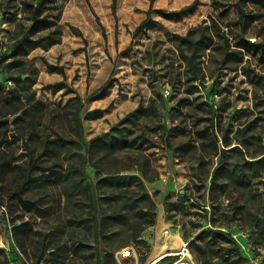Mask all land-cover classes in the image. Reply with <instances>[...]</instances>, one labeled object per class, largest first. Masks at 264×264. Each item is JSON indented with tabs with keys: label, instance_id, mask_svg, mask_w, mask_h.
<instances>
[{
	"label": "rangeland",
	"instance_id": "rangeland-1",
	"mask_svg": "<svg viewBox=\"0 0 264 264\" xmlns=\"http://www.w3.org/2000/svg\"><path fill=\"white\" fill-rule=\"evenodd\" d=\"M37 1L0 0V81L29 69L28 61L14 62L27 58L39 69L33 89L47 105L66 104L63 89H47L66 81L86 106L99 103L114 121L84 120L79 147L70 121L61 119L53 131L43 120L36 131L38 119L16 126V116L0 108V117L10 119L0 127V156L13 161L7 173L0 169V264H150L185 243L197 264H264V166L251 162L264 152V0H242V11L240 0H198L193 7L194 0H156L154 22L136 37L149 0H117V18L113 0H49L55 8L43 15L56 19L61 12L51 27L33 23L25 3ZM28 34L42 46L14 55L17 39ZM188 34L204 39L191 64L189 43L175 37ZM245 43L240 60L237 44ZM45 59L64 66L66 77L51 72ZM140 100L148 108L129 125L155 144L146 150L157 170L145 181L151 200L133 205V192L123 188L127 217L97 231L94 200L98 219L112 213L115 201L97 183L94 159L86 161L81 186L65 190L51 176L82 168L88 142ZM58 135L66 143L50 144ZM24 166L30 176L22 178ZM151 213L155 224L132 240ZM166 228L170 236L161 238Z\"/></svg>",
	"mask_w": 264,
	"mask_h": 264
},
{
	"label": "trees",
	"instance_id": "trees-1",
	"mask_svg": "<svg viewBox=\"0 0 264 264\" xmlns=\"http://www.w3.org/2000/svg\"><path fill=\"white\" fill-rule=\"evenodd\" d=\"M49 0H38L36 3H25L28 4L29 8L32 10V18L33 23H44L45 27H51L57 24V20L60 18L61 12L58 13L57 18L53 19L51 10H54V6H47ZM150 7L147 11V15L145 19L138 25L135 32L133 33V37L138 36L142 31L147 29L150 24L154 22L152 17V13L157 9L154 8V2L156 0H149ZM242 0L239 1L238 7L239 10L242 11ZM116 5L117 0H113L112 2V10L116 15ZM198 5V0H194L193 3L189 7H193ZM45 10H49L50 12L43 15ZM243 17V14L242 16ZM216 20L213 19V25L216 26ZM38 30V29H36ZM176 38L181 41L189 43L190 54L185 55L188 63L194 60V54L197 52L198 45L203 42V38H199L197 40L191 39L190 35L181 36L175 35ZM60 39L52 40L44 45L46 49L51 47L52 45L60 43ZM249 42V41H248ZM248 44H257V46H262V42L258 43H248ZM38 46H42V41L39 38H33L30 34H28L24 38L17 39V44L15 48L14 55L23 54L21 50L26 48V52L24 54L28 55L33 49ZM211 46L210 43L203 45L205 49ZM238 50L241 54L240 60L244 58L245 52L249 50V46L245 44H237ZM192 47V53H191ZM264 47V46H262ZM30 64V68L27 69L23 67V71L18 74H11L5 80L0 81V108L7 110L8 113L12 114V116H16L13 124L20 125L23 121H26L28 118L30 120H39L38 122L32 124V127L37 131V126L43 124V120L45 121V125L51 127L53 131H56V127L59 125V121L67 120L70 121V125H74L77 128V137L74 139V143H76L79 147L83 142V121L84 120H95L101 118L106 109L105 108H95L92 110L83 113L85 101L83 97L77 93V91L70 87L66 81L58 82L55 84H50L47 86V89L51 90L52 93H57L63 89V96L70 95L66 104L64 106L61 105H47L42 99L36 96V90L33 89L34 84L37 81L39 69L37 66L31 64L27 58L17 59L14 62L16 65L25 66L27 63ZM13 62V63H14ZM45 63L49 67L51 72H59L66 77L65 68L62 65H57L49 62L45 59ZM8 69L9 66L6 65ZM12 82L15 85L9 86L8 83ZM154 102V99H151V103ZM148 107H144L142 103L139 106L129 112L125 117H123L118 124L111 127L106 132L96 135L93 137L88 144L86 145V154H82V159H84L83 167H76L75 172L80 175V178H74V171L71 169L64 170L59 172H53L52 180L56 187H63L65 190L68 188L74 187L75 185H83L84 177L87 176V170L85 168L86 161L88 159H94L92 166L96 170L97 175V183L99 185L105 186L107 188V195L115 201V209H113L112 213H107L101 219H98V201L94 200L95 205V222L97 226V231L99 227L102 225H108V221L121 222L124 221L127 217L126 211H124L121 206L120 197L123 192V188L127 190H131L133 193V205H137L143 200H151L150 193L146 190L145 181L146 180H154L157 176V170L153 167L149 156L146 154V150L155 146L154 141L146 137V135L135 134V130L129 125L130 119L138 118L140 113L146 110ZM10 119L5 117L3 114L0 117V127H4ZM5 130V128H3ZM16 130V129H14ZM179 133V127L175 129ZM239 129H237L238 131ZM231 131L229 130L225 136L224 145L229 146L230 141L228 139V134ZM40 134V133H39ZM61 142L66 143V139L58 135L51 141L50 144H59ZM2 142H0L1 146ZM0 169L3 172L7 173L9 167L12 164V160L8 158L4 159L0 156ZM253 164H256L258 168L264 166V152L261 156L251 161ZM32 166V163L31 165ZM76 165H73V167ZM221 163L215 168V173H218L220 170ZM24 171L22 174V178L30 176V168H26L24 166ZM136 171V172H133ZM72 179V180H70ZM85 187H90V183H87ZM21 196V195H20ZM22 197V196H21ZM96 197V195H95ZM26 205V203H24ZM141 207V206H140ZM27 208H30L27 204ZM1 209V204H0ZM155 213H151L150 218L146 221V223L140 224L138 229H134V234L132 235V240L139 237V233L144 230L147 226L155 224ZM118 227L111 229L109 232L115 233ZM108 234V233H107ZM71 237L69 236L64 241V247H68V241Z\"/></svg>",
	"mask_w": 264,
	"mask_h": 264
},
{
	"label": "built area",
	"instance_id": "built-area-1",
	"mask_svg": "<svg viewBox=\"0 0 264 264\" xmlns=\"http://www.w3.org/2000/svg\"><path fill=\"white\" fill-rule=\"evenodd\" d=\"M170 235L169 229H164L162 232L163 238ZM172 256V259L170 258ZM150 264H197L192 251L188 244H183L178 250L172 254H165L158 259H155Z\"/></svg>",
	"mask_w": 264,
	"mask_h": 264
},
{
	"label": "crops",
	"instance_id": "crops-1",
	"mask_svg": "<svg viewBox=\"0 0 264 264\" xmlns=\"http://www.w3.org/2000/svg\"><path fill=\"white\" fill-rule=\"evenodd\" d=\"M81 95V94H80ZM82 96V95H81ZM141 103V100L140 101H135L134 103H132V106H133V110H135L138 106H139V104ZM100 106H102V105H100L99 103H95L94 105H89V106H86L85 105V112L84 113H86L87 111H89V110H92V109H95V108H100ZM123 106V105H122ZM121 106V107H122ZM132 110V111H133ZM128 114V113H127ZM126 114V115H127ZM118 115H116L115 114V120H118ZM108 119H110V120H113L114 121V117H112V116H110V113H108L107 111H105V113H104V115L101 117V118H98V119H95L94 121H107ZM88 121V120H87ZM170 236V235H169ZM161 238H163V236H162V234H161ZM163 240V239H162ZM164 241V240H163Z\"/></svg>",
	"mask_w": 264,
	"mask_h": 264
},
{
	"label": "water",
	"instance_id": "water-1",
	"mask_svg": "<svg viewBox=\"0 0 264 264\" xmlns=\"http://www.w3.org/2000/svg\"><path fill=\"white\" fill-rule=\"evenodd\" d=\"M155 79H157V77H156V76H155ZM230 219H232V217H231Z\"/></svg>",
	"mask_w": 264,
	"mask_h": 264
}]
</instances>
